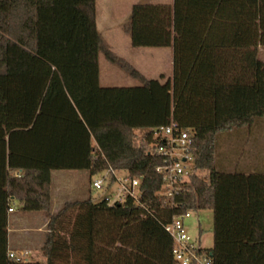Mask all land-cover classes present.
I'll return each mask as SVG.
<instances>
[{
    "label": "trees",
    "instance_id": "obj_1",
    "mask_svg": "<svg viewBox=\"0 0 264 264\" xmlns=\"http://www.w3.org/2000/svg\"><path fill=\"white\" fill-rule=\"evenodd\" d=\"M122 30L132 47H171V78L110 50L96 0H0V264H178L165 226L187 210L212 212L211 264H264V173L217 160L222 134L264 119V0L138 3ZM99 55L139 84L101 86ZM171 122L189 134L192 168L164 201L154 130ZM57 170L87 171L89 192L53 212ZM105 170L138 177V199L91 197ZM13 202L47 215L40 258L8 257Z\"/></svg>",
    "mask_w": 264,
    "mask_h": 264
},
{
    "label": "crops",
    "instance_id": "obj_2",
    "mask_svg": "<svg viewBox=\"0 0 264 264\" xmlns=\"http://www.w3.org/2000/svg\"><path fill=\"white\" fill-rule=\"evenodd\" d=\"M112 3L109 8L110 10L106 11V14L108 20H110L111 23H114L112 28L118 30L119 34H117L118 35L117 37H114L113 39L107 41L98 27L97 20H98L99 9H98V0H96V25L106 45L118 57L126 60L134 69H136L145 78L159 79L162 82L171 78L172 54H173L172 48L171 47H132L130 43V39L123 32L122 27L130 18L132 5L138 3L172 4L173 0H118V4H117V6L119 5L118 7L114 5L113 1ZM123 3H126V5H124ZM122 4L125 6L124 8ZM163 57H166L165 61L168 62L166 66L167 68H170L171 71L170 77L163 76L165 71L164 72L159 71L156 73V75L154 73V69L159 70L160 68L159 64L162 61L161 59ZM117 70H119L121 74L125 76V78H122L121 81L124 82L126 81L127 78L130 80L131 77L129 75L121 71L119 68H117ZM99 81L101 86H106L105 83L108 82L103 80L101 74V67H100ZM135 85L138 84H134V82L130 81V83L126 86H135ZM239 130L241 131L245 130L243 137L241 135V132H239ZM236 138L240 139L238 143H234V139ZM263 142H264L263 118L255 120L248 127H241V128L229 130L228 132L222 134L218 139V145H217V149H219L217 151V154L219 152V156H217V160L218 162H220V167H222L221 169H223L224 165H226L229 162V160H227L228 159L227 156L224 157L225 154L237 152L239 155L238 156L239 159L238 161H236V164L233 165L234 168L232 167V165L229 166L230 163H228V166L232 167L233 170L231 171L224 170V171L244 172V173H253V172L264 173V150L261 151L260 149V145ZM77 171H79L80 173H77V175H73L74 176L73 178L77 181V185L73 189L61 188L62 186H59L58 183L64 180L65 175L56 173V171H53L51 173V183H50L51 196H52L51 211L53 212L56 211L65 202L82 200L86 198V196L88 195L89 192L88 173L85 170H77ZM54 179H56V181L58 182L55 188H53ZM73 194H75V197L78 196L79 198L64 200L66 195H73ZM10 207L11 205L9 206V208ZM14 213L15 210L12 212H8V217ZM21 213L28 214L27 215L28 217H26V219L28 218L31 220H37L40 223L39 224L40 226L38 228H34L33 229L34 232L37 231L45 235L46 232L45 226L47 223V215L45 213L44 215H40L37 212L30 213L23 210L21 211ZM11 245L13 247H11ZM11 245L8 244V253L11 251L17 252L21 250H28L31 252V257H33L32 254L39 252V247L41 244L32 246L31 242L28 241V238L26 236H22V237L14 238L13 242H11Z\"/></svg>",
    "mask_w": 264,
    "mask_h": 264
},
{
    "label": "rangeland",
    "instance_id": "obj_3",
    "mask_svg": "<svg viewBox=\"0 0 264 264\" xmlns=\"http://www.w3.org/2000/svg\"><path fill=\"white\" fill-rule=\"evenodd\" d=\"M112 1L114 2V5L116 7L119 6V5L117 6L118 0H98V9H99L98 20H97L98 27L107 41L113 39L114 37H117L118 36L117 34H119L118 30L112 28L114 23H111L110 20H108L106 14V11L110 10L109 8ZM123 4L126 5V3ZM123 4L122 6L124 8L125 6ZM259 52H260V58L264 61V47H260ZM161 60L162 61L159 64L160 65L159 70L154 69L155 75L159 71L160 72L165 71L163 76L170 77L171 71L170 68H167L166 66L168 64V62L165 61L166 57H163ZM99 67H101V74L103 80L108 81L107 83H105L106 86H126L130 83V81L134 82V84H139L138 81L132 78H130V80L127 78L126 81L124 82L121 81L122 78H125V76H123L121 72L117 70V67L112 66L110 63L105 61L102 55H99ZM145 131H146L145 129H137L136 134L140 138L145 133ZM244 131L245 130L243 131L239 130V132H241L242 137L243 134L245 133ZM239 140L240 139L238 138L234 139V143H238ZM260 149L261 151L264 150V142L260 145ZM218 150L219 149H217V151ZM177 153H181V151H177ZM217 156H219V152ZM226 156L228 158L227 160H229L228 163H230L229 166L232 165V167L234 168L233 165H235L236 161H238L239 159L238 153L236 152V153L225 154L224 157ZM228 163L224 165L223 169H221L222 167H220V162H218V169L226 170V171L233 170L232 167L228 166ZM56 173L65 175V178L59 183L56 181V179H54L53 188H55L57 183L59 184V186H62L61 188H67V189L75 188V186L77 185V181L73 178L74 177L73 175H77V173H80L79 171L57 170ZM96 177H97L96 175L93 176L91 181ZM124 178H125L124 173H118L117 180L111 182L110 186L107 188L105 184L104 188L101 190H96L90 186V196L95 198L96 200L109 198V201L111 203L114 201H120L124 192L121 190V185L118 181ZM125 185H129L128 181L125 182ZM74 198L76 199L79 197L78 196L75 197V194L66 195L64 200L74 199ZM11 207L13 208V211L15 210V213L8 217V228H9L7 234L8 244L11 245V242H13L14 238L22 237V236H26L28 238V241L31 242L32 246L42 244L45 235L37 231L34 232L33 230L34 228H38L40 226L39 225L40 223L37 220H31L28 218L26 219V217H28L27 216L28 214L21 213L22 210L20 209V207L17 205L16 202L11 203ZM37 213H39L40 215H44V212H37ZM184 226L189 236L192 239L197 240L201 248L205 250L211 248L213 240H212V212L210 210L191 211L190 217L184 220ZM12 245L11 247H13ZM32 255H33L32 258L36 259L39 257V252L34 253Z\"/></svg>",
    "mask_w": 264,
    "mask_h": 264
},
{
    "label": "built area",
    "instance_id": "obj_4",
    "mask_svg": "<svg viewBox=\"0 0 264 264\" xmlns=\"http://www.w3.org/2000/svg\"><path fill=\"white\" fill-rule=\"evenodd\" d=\"M154 134L161 138H166L165 146L157 150L163 156V162L156 168V171L162 178L159 193L164 201H171L173 196L181 191L182 184L188 181L191 172L192 157L189 154L190 137L187 131L180 130L174 122H171L168 126L155 129ZM177 151H181V153H177ZM117 174L114 180H117ZM124 175L125 178L118 181L121 185V190L124 192L121 200L111 203L109 198L101 199L107 205L122 202L127 195L134 200H137L140 196L139 178H130L125 173ZM96 176L91 181V187L101 190L105 184L106 188L110 186L113 174L109 170H105ZM126 181H128L129 185H125ZM174 206L183 209L186 205L179 203L174 204ZM12 211V207L8 208V212ZM190 212V210H187L173 216L171 221L165 226V231L173 240V258L178 264H211L209 256L201 250L199 242L192 239L186 231L184 220L190 217ZM30 255V251L28 250L11 251L8 253V257L15 262H26L30 258Z\"/></svg>",
    "mask_w": 264,
    "mask_h": 264
}]
</instances>
